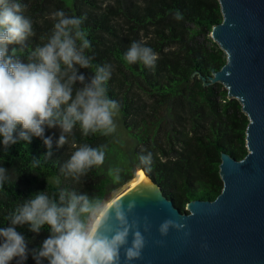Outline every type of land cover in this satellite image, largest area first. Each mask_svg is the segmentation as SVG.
Masks as SVG:
<instances>
[{"label": "trees", "instance_id": "16d2710c", "mask_svg": "<svg viewBox=\"0 0 264 264\" xmlns=\"http://www.w3.org/2000/svg\"><path fill=\"white\" fill-rule=\"evenodd\" d=\"M24 14L33 21L34 35L26 42L21 55L42 44L50 34L51 13L64 9L70 15L83 17L82 28L91 41L88 54L93 67L80 72L91 75L95 65H111L107 82L108 95L119 102V118L132 145L129 152L117 151L110 136L100 133L83 136L74 128L68 142L58 147L60 129L45 131L52 136V156L41 137L19 141L8 147L0 145V164L8 168L9 180L0 186V226L23 199L37 190H56L60 186L87 192L90 197L105 200L112 186H119L141 168L160 187L174 205L185 211L191 199L213 200L221 191L219 175L221 152L240 159L247 153L248 117L239 101L229 98L220 83L204 84L226 62V54L210 37L213 25L222 21L218 0H23ZM179 10L182 20L174 19ZM151 46L158 55L154 67L141 62L129 64L124 53L131 41ZM12 48L19 45L10 44ZM79 86V82H77ZM88 143L106 145L105 162L74 180L60 172L74 148ZM152 153L150 170L138 165L141 153ZM38 160L34 163V158ZM115 160L113 161V158ZM119 167L121 180L114 182L109 170ZM116 186V187H117ZM25 235L28 247H39L50 233L44 226L40 233L27 225L17 226ZM10 264H15V258ZM25 264H35L29 254Z\"/></svg>", "mask_w": 264, "mask_h": 264}, {"label": "clouds", "instance_id": "9594fccd", "mask_svg": "<svg viewBox=\"0 0 264 264\" xmlns=\"http://www.w3.org/2000/svg\"><path fill=\"white\" fill-rule=\"evenodd\" d=\"M27 7L23 0H0V145L4 151L23 140L31 142L33 136L41 137L52 156V136L45 131L60 129L57 146L68 142L73 130L79 126L83 136L100 133L109 136L117 131L116 117L120 104L108 95L107 82L111 77V65L97 64L91 75L79 69L93 67L94 57L87 53L91 41L82 28L83 17L70 15L64 9L51 13L53 25L42 44L29 51L25 59L21 55L28 38L34 35L33 21L24 14ZM174 19L182 20L177 10ZM19 45L12 48L9 45ZM124 59L133 64L143 63L154 67L158 59L154 49L140 41H131ZM79 82V86H77ZM69 158L60 167L66 177L79 180L93 167L105 162L106 145L92 146L73 140ZM34 158V163L38 160ZM152 153H141L138 165L150 170ZM114 182L121 180L119 167L109 170ZM9 180L8 168L0 164V186ZM56 190H37L12 210L0 226V264H25L29 254L35 264H131L142 255L146 238L139 228V221H129L136 202L124 205L119 200L105 209V201L87 192L60 186ZM103 214L101 215V210ZM110 209L112 210L110 213ZM100 217L97 219V217ZM111 216L118 221L113 227ZM27 225L30 231L40 233L47 226L49 235L39 247L29 248L25 235L17 226ZM150 224L145 218L144 232ZM185 225L177 220H163L158 231L167 236L170 229L181 230ZM131 241L129 243V236ZM162 243V241H159Z\"/></svg>", "mask_w": 264, "mask_h": 264}, {"label": "water", "instance_id": "95a60500", "mask_svg": "<svg viewBox=\"0 0 264 264\" xmlns=\"http://www.w3.org/2000/svg\"><path fill=\"white\" fill-rule=\"evenodd\" d=\"M218 2L222 21L212 26L210 37L226 54V62L203 81L222 84L228 97L239 101L248 117L247 153L237 159L221 152V191L213 200H189L185 211L137 168L134 176L138 170L144 173L138 184L110 204L136 202L128 218L139 221L146 244L131 264H264V0ZM145 218L151 226L148 232H144ZM168 218L185 227L161 236L158 227ZM108 223L113 229L118 226L114 216Z\"/></svg>", "mask_w": 264, "mask_h": 264}, {"label": "rangeland", "instance_id": "374dc122", "mask_svg": "<svg viewBox=\"0 0 264 264\" xmlns=\"http://www.w3.org/2000/svg\"><path fill=\"white\" fill-rule=\"evenodd\" d=\"M64 2L69 6L72 4V0H64ZM116 123H117V131L115 133L109 135L111 143L113 146H115L117 151H121V152L127 154L129 152L130 146L132 145V140L130 139V137L128 136L126 131L123 129L121 122H120L119 115L116 117ZM114 160H115V157L113 158V161ZM125 185L126 184L123 183V185L121 187H118L116 185L118 188L116 186H112L109 189V192L107 195L108 201L105 203V208L114 200V198L117 195L121 194L126 189ZM102 211H103V209L101 210V213H102Z\"/></svg>", "mask_w": 264, "mask_h": 264}, {"label": "bare ground", "instance_id": "6f19581e", "mask_svg": "<svg viewBox=\"0 0 264 264\" xmlns=\"http://www.w3.org/2000/svg\"><path fill=\"white\" fill-rule=\"evenodd\" d=\"M141 174H143L144 175V173H143V171L142 170H138V171H136V174H135V176H134V178H132L130 181H128L127 183H126V185H125V188L126 189H131V188H134L137 184H138V182H139V179H140V177H141ZM111 204V203H110ZM109 204V205H110ZM108 205V206H109ZM107 208V207H106ZM105 208V209H106ZM104 211V210H103ZM103 211H102V213H101V215L103 214ZM100 217H98L97 219H99Z\"/></svg>", "mask_w": 264, "mask_h": 264}]
</instances>
